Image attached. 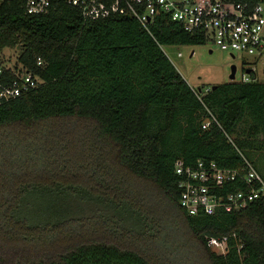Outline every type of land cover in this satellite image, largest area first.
Instances as JSON below:
<instances>
[{"label": "trees", "instance_id": "obj_1", "mask_svg": "<svg viewBox=\"0 0 264 264\" xmlns=\"http://www.w3.org/2000/svg\"><path fill=\"white\" fill-rule=\"evenodd\" d=\"M205 40L165 15L148 30L127 14L86 19L66 0L43 14L0 1V64L5 48H20L6 78L20 69L40 80L0 102V130L41 125L44 135L10 144L13 158L0 144V264H264V197L214 214L180 205L177 160L238 168L247 159L264 177V82L196 93L162 49ZM44 143L70 176L22 177L26 153ZM236 189L245 183L223 192ZM224 237L219 253L209 238Z\"/></svg>", "mask_w": 264, "mask_h": 264}, {"label": "built area", "instance_id": "obj_2", "mask_svg": "<svg viewBox=\"0 0 264 264\" xmlns=\"http://www.w3.org/2000/svg\"><path fill=\"white\" fill-rule=\"evenodd\" d=\"M3 1V0H0ZM81 10L86 19L106 18L114 14L135 17L150 29L159 16H168L188 32L203 33L205 43L231 54L243 56L246 68L240 81H259L257 67L264 69V2L252 0H66ZM53 0H24L28 14L49 12ZM180 56L181 53L179 52ZM246 57V59L244 58ZM248 58V59H247ZM37 64L44 66L42 58ZM250 70L249 72L247 70ZM237 71V69H236ZM7 79L5 65L0 64V102L16 98L36 88L40 80L29 71H15ZM236 77V75H235ZM235 79V78H234ZM192 86V85H191ZM196 93L202 88L192 86ZM211 86L204 91H209ZM214 116L203 122L208 128ZM175 170L179 176L180 205L191 215L203 211L214 214L218 209L228 212L246 208L251 202L264 197V178L250 160L238 168L222 167L216 161L199 159L193 165L177 160ZM241 181L245 189L223 192L226 184ZM210 246H219V253L227 250V237L209 238ZM213 248V247H212Z\"/></svg>", "mask_w": 264, "mask_h": 264}, {"label": "rangeland", "instance_id": "obj_3", "mask_svg": "<svg viewBox=\"0 0 264 264\" xmlns=\"http://www.w3.org/2000/svg\"><path fill=\"white\" fill-rule=\"evenodd\" d=\"M162 49L187 82L194 87H203L205 89L206 87L222 82L240 81L242 72L246 68L242 55L237 54L236 57H232L229 52L207 43L199 45H162ZM210 49H212V52H210ZM19 52V47L5 48L2 54V59L4 60L3 65H13L17 60ZM179 52L181 53L180 56L178 55ZM244 58L246 59V57ZM233 64L237 66V71L235 79L231 80L229 75L231 65ZM257 75L259 81L264 82V69L261 65L257 67ZM40 126L41 125L26 127L17 125L7 126L1 129L0 144L7 149V154L10 155L8 158L15 157L10 144L20 141V143L26 145L28 143L30 144L31 139L34 138L33 140H36L39 138L36 136L44 137L42 134L43 128ZM44 145H46V148L35 147V152L30 151V153H26V157L28 156L31 160L28 159V165L23 170L26 173H22V177H25L29 181L46 184L55 179L61 180L64 177L70 176V172L59 170L58 162L53 161L51 163L48 161V158H52L49 152H47L51 147H48L45 143ZM260 162L264 163V158H262ZM67 165V169L75 170L74 164L71 163L72 166L69 164ZM53 198L54 197L47 194L31 199L35 202L46 203L53 200ZM212 247L217 252L221 250L219 246Z\"/></svg>", "mask_w": 264, "mask_h": 264}, {"label": "water", "instance_id": "obj_4", "mask_svg": "<svg viewBox=\"0 0 264 264\" xmlns=\"http://www.w3.org/2000/svg\"><path fill=\"white\" fill-rule=\"evenodd\" d=\"M210 52H212V49H210ZM232 57H235V56L232 55ZM236 69H237V66L235 64L231 65V71H230V75H229L231 80H234V78H235ZM247 71L249 72L250 70L248 69ZM216 86H217V84H214V85H212V88H215Z\"/></svg>", "mask_w": 264, "mask_h": 264}, {"label": "flooded vegetation", "instance_id": "obj_5", "mask_svg": "<svg viewBox=\"0 0 264 264\" xmlns=\"http://www.w3.org/2000/svg\"><path fill=\"white\" fill-rule=\"evenodd\" d=\"M229 54H230L231 56L234 55V56L236 57V54H231V53H229Z\"/></svg>", "mask_w": 264, "mask_h": 264}, {"label": "crops", "instance_id": "obj_6", "mask_svg": "<svg viewBox=\"0 0 264 264\" xmlns=\"http://www.w3.org/2000/svg\"><path fill=\"white\" fill-rule=\"evenodd\" d=\"M261 174V173H260ZM262 175V174H261ZM263 176V175H262Z\"/></svg>", "mask_w": 264, "mask_h": 264}]
</instances>
